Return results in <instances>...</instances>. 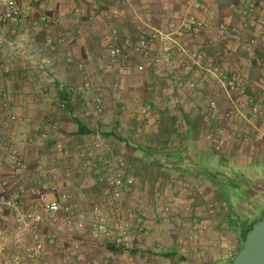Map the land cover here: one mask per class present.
Here are the masks:
<instances>
[{"label": "crops", "instance_id": "crops-1", "mask_svg": "<svg viewBox=\"0 0 264 264\" xmlns=\"http://www.w3.org/2000/svg\"><path fill=\"white\" fill-rule=\"evenodd\" d=\"M185 17L205 22L204 31L173 45L159 66L138 72L146 61L124 42L152 29L168 32ZM250 20L259 24L256 30L246 27ZM222 26L239 32L228 37ZM115 29L123 53L113 59ZM253 38L254 56L243 49ZM0 40V77L16 117L0 109V196L19 198L25 212L43 193L61 205L35 230L46 241L39 264H56L73 242L98 253L88 237L95 206L113 218L151 220L155 238L166 246L157 264L232 262L244 233L264 215V208L253 218L242 210L250 189L264 185V121L250 114L233 119V101L194 55L215 58L240 78L248 98L263 100L264 0L26 1L19 24H0ZM161 48L155 44V55ZM214 97L216 115L210 111ZM218 132L226 140L220 152L207 139ZM118 160L135 183L114 200L105 180ZM162 204L172 209L166 218L156 215ZM17 215L1 208L0 231L12 241V255L30 264L24 251L33 244V230H21ZM68 218L85 230L57 231ZM200 222L208 232L191 239ZM191 245L196 251L183 256Z\"/></svg>", "mask_w": 264, "mask_h": 264}, {"label": "built area", "instance_id": "built-area-1", "mask_svg": "<svg viewBox=\"0 0 264 264\" xmlns=\"http://www.w3.org/2000/svg\"><path fill=\"white\" fill-rule=\"evenodd\" d=\"M26 1L38 2L39 0H0V24H19L23 20V7ZM86 1L89 3L94 2V0ZM249 7L255 9V3L251 2ZM43 20L49 22L46 18ZM205 27V22L202 20L194 17H185L168 32L163 29H152L150 33L145 34L134 42L126 40L124 46L125 48L131 46L136 55L145 59L146 63L136 66L138 72H144L147 66H159L163 56L172 51L173 45L179 46L181 40L200 34L204 31ZM246 27L249 30H256L259 24L255 20H250ZM221 28L228 37L239 32L235 27L222 26ZM54 41L53 38H49L47 43L52 45ZM2 42L3 40H0V44ZM118 42V31L115 29L112 32L109 47V53L113 59H116L123 53V46H120ZM159 42L162 44V48L155 55V44ZM257 45V40L253 38L243 45V49L254 56L258 47ZM194 57L200 64L204 62L203 65L209 75L210 81H217L219 89L223 90L233 101L236 107L235 111L231 114L233 119L242 118L246 114H250L264 121V98L257 102L248 98L246 89L240 78L236 75H229L215 58H209L203 54L194 55ZM126 70L130 71L131 67L127 66ZM190 87L195 88L196 86L191 83ZM11 101L12 98L8 93L6 82L0 77V109L4 113L9 114L11 120L14 121L16 117L11 113ZM63 107H66V105L64 104ZM219 109L218 98H212L210 101L211 114L216 115ZM144 113L148 114L146 109ZM207 139L217 152H220L226 144V140L220 132L209 134ZM94 147L97 146L92 145L88 148V155L91 156L93 154ZM112 168L114 169V173L107 176L105 181L111 190L112 198L114 200H120L124 191L132 187L135 182L133 179L126 178V164L124 161L118 160L113 162ZM183 191L187 193L189 191L188 186H184ZM158 197L160 200L166 199L161 194ZM1 208L18 214L15 222L21 230H33V244L26 248L24 254L30 264H39L46 249V241L35 230L37 226L44 222L45 215H53L61 210L60 203L51 200L47 193H43L39 196L36 207L29 212H25L19 198L13 199L0 196ZM171 210L169 204H162L157 207L156 215L159 218H166ZM208 212L209 215H214L215 206L211 204ZM67 229L81 231L85 230V226L83 222L68 218L63 225L58 227L57 231ZM194 230L195 237L193 236L191 239L205 235L208 232V226L205 222H200L194 227ZM88 237L92 240L94 247L98 249V253L91 252L88 246L81 242H73L66 247L60 260L56 264H157V256L166 252V246L154 236L151 220L142 217L137 219L136 223H133L123 220L120 217L113 218L103 213L99 206L94 207L93 224L88 229ZM20 242L21 238L16 236L13 240V245L17 247ZM11 243L12 241L9 243L7 240L5 232L0 231V264L22 263L20 257H14L12 255ZM109 246H114L116 250H110ZM194 251H196V248L194 245H191L183 247L181 253L183 256H188Z\"/></svg>", "mask_w": 264, "mask_h": 264}, {"label": "water", "instance_id": "water-1", "mask_svg": "<svg viewBox=\"0 0 264 264\" xmlns=\"http://www.w3.org/2000/svg\"><path fill=\"white\" fill-rule=\"evenodd\" d=\"M230 264H264V217L254 224Z\"/></svg>", "mask_w": 264, "mask_h": 264}, {"label": "rangeland", "instance_id": "rangeland-1", "mask_svg": "<svg viewBox=\"0 0 264 264\" xmlns=\"http://www.w3.org/2000/svg\"><path fill=\"white\" fill-rule=\"evenodd\" d=\"M256 193V197L252 198L251 194ZM246 199L249 202L242 204V210L244 211L243 216L255 217L257 213L264 208V185L255 186L250 189V194L247 195ZM246 206V207H245Z\"/></svg>", "mask_w": 264, "mask_h": 264}, {"label": "trees", "instance_id": "trees-1", "mask_svg": "<svg viewBox=\"0 0 264 264\" xmlns=\"http://www.w3.org/2000/svg\"><path fill=\"white\" fill-rule=\"evenodd\" d=\"M263 217H264V215H262V216L256 218V219L253 221V223L251 224L250 228H249V229L244 233V235H243V242L246 240V237H247L248 233L253 229L254 224H255L256 222H258L259 220H261ZM109 249H110V250H116L114 246H109Z\"/></svg>", "mask_w": 264, "mask_h": 264}]
</instances>
